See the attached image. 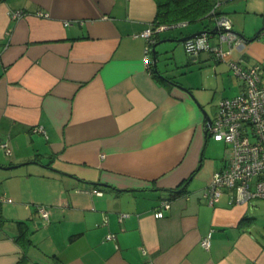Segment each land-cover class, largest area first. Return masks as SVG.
<instances>
[{
	"label": "crops",
	"instance_id": "crops-1",
	"mask_svg": "<svg viewBox=\"0 0 264 264\" xmlns=\"http://www.w3.org/2000/svg\"><path fill=\"white\" fill-rule=\"evenodd\" d=\"M210 1L242 45L224 44L226 60L191 55L196 67L208 63L192 73L204 83L211 72L207 90L194 91L191 74L159 71L213 118L211 93L228 82L234 90L221 98L240 90L228 61L264 65V0ZM18 9L26 15L12 19ZM155 13V0H0V165H15L0 168L10 199L0 201V264H264V199L202 197L225 144L218 152L205 135L189 94L154 76L153 50L145 65L141 32ZM209 21L178 37L162 29L155 43L210 30ZM207 35L217 43L218 30ZM31 162L40 165L13 171Z\"/></svg>",
	"mask_w": 264,
	"mask_h": 264
},
{
	"label": "built area",
	"instance_id": "built-area-1",
	"mask_svg": "<svg viewBox=\"0 0 264 264\" xmlns=\"http://www.w3.org/2000/svg\"><path fill=\"white\" fill-rule=\"evenodd\" d=\"M209 14L218 27L217 43L212 44L209 36L202 34L185 42L186 51L193 56L206 51L215 60H226L228 51L223 45L231 47L234 43L241 46L243 40L232 32L230 19L216 12V5ZM25 15L24 9H18L12 11L10 17L18 19ZM36 15L48 17L49 13L37 11ZM184 23L186 22L181 24ZM167 27L150 25L141 32L145 38L144 63L149 69L154 35ZM5 46L6 44L3 45ZM228 65L232 75L240 82V90L235 96L218 101L208 127L209 136L225 144L223 165L212 173L209 183L202 191L203 199L210 205L219 203L222 199L234 205H246L254 199H264V65L243 64L239 60H229ZM33 131L42 130L35 127ZM2 146L10 153L6 143ZM4 200L10 201L9 198L0 196V201ZM163 206L168 207L169 201L163 199L161 207ZM37 209L47 218L48 211L43 205H38ZM154 216H163L161 208L154 212ZM210 235L209 232L200 241L205 249L210 246ZM110 236L112 235L108 237Z\"/></svg>",
	"mask_w": 264,
	"mask_h": 264
},
{
	"label": "rangeland",
	"instance_id": "rangeland-1",
	"mask_svg": "<svg viewBox=\"0 0 264 264\" xmlns=\"http://www.w3.org/2000/svg\"><path fill=\"white\" fill-rule=\"evenodd\" d=\"M209 18H204V19H200V20H196V21H191V22H187L184 24H178L175 25L173 27L168 28L166 31H164L161 36H180V32H187L189 31L194 25H210ZM158 48H162V51H159L158 54V63H157V68L158 70H161L162 72H164L165 74L169 75L172 78H176L177 80H182V77L184 76H189L190 77H194V82L197 83L196 85H194L192 87V89L194 91H203V90H207L209 86H212L211 84H208V82L211 80V77L208 75H211V72L209 70H206L205 73V77H203L204 83L201 79H199L200 77L198 76H194V74L192 75L193 72H195L196 70H198L200 66H203L205 64L208 63H200L197 67L196 65H193V63H191V55L186 51L185 46L183 45V42H179V41H166V42H162L158 45H156ZM176 54V56H175ZM197 63V64H198ZM209 66V65H207ZM207 71H209L207 73ZM197 73V72H195ZM227 74V73H226ZM228 75H226L225 77H227ZM228 78V77H227ZM228 82V80H227ZM222 85V84H221ZM225 90L224 94H219L217 95V97H215V99L213 100V94L214 92L211 93L210 97V105L214 104L216 107L217 102L219 101V99L223 96H228L230 95V89L232 87H230V83L228 82ZM214 89V88H213ZM234 89H231V91H233ZM213 107V106H212ZM212 112L214 113L215 111L212 109ZM220 142V141H219ZM217 147H218V152L221 151V142L218 143L217 142ZM43 161H46L47 159L45 157L42 158ZM31 161H36V160H31ZM38 165L40 164H34V163H29L26 165H22L19 166L18 168H14L13 171L18 170V171H23L26 168L29 167H39ZM1 168V167H0ZM6 179L0 180V192H3V186L5 183ZM6 191V190H5ZM3 193H0V195ZM260 199V198H258Z\"/></svg>",
	"mask_w": 264,
	"mask_h": 264
},
{
	"label": "trees",
	"instance_id": "trees-1",
	"mask_svg": "<svg viewBox=\"0 0 264 264\" xmlns=\"http://www.w3.org/2000/svg\"><path fill=\"white\" fill-rule=\"evenodd\" d=\"M155 2L156 13L152 25L168 27L182 22L187 23L210 18L209 11L214 6L210 0H155ZM216 12L218 11L216 10ZM154 76L160 80L156 73H154ZM0 220L2 221V219ZM25 232H27V229H25Z\"/></svg>",
	"mask_w": 264,
	"mask_h": 264
},
{
	"label": "water",
	"instance_id": "water-1",
	"mask_svg": "<svg viewBox=\"0 0 264 264\" xmlns=\"http://www.w3.org/2000/svg\"><path fill=\"white\" fill-rule=\"evenodd\" d=\"M218 30V27L216 25L213 26L212 29L210 30H199V31H196L194 33H191L189 35H186V36H183L179 39H177L179 42H187V40H190V39H193L194 37H197L199 35H202V34H208V33H214L215 31ZM259 33V31H258ZM257 33V34H258ZM170 41H173L174 39H168ZM164 41V40H163ZM162 41H159L157 43H155L154 45V48H153V57H152V67L153 69L155 70V73L163 80L165 81H168L172 84H174L175 86H177L178 88L184 90L187 94H189L193 99L194 101L196 102V104L198 105V107L200 108L201 112L203 113V116L205 118V121H206V129H205V135H207L208 133V127L209 125L211 124V117L208 115L207 111L204 109V107L197 101V99L194 97L193 93L191 92V90L185 86H182L181 84H177L175 82H173L171 79H169L168 77H166L165 75H163L157 68V62H156V50H155V46L160 44ZM33 162H37V161H33ZM38 163V162H37ZM17 166V165H16ZM1 168H11V167H15V165L13 166H2L0 165Z\"/></svg>",
	"mask_w": 264,
	"mask_h": 264
}]
</instances>
